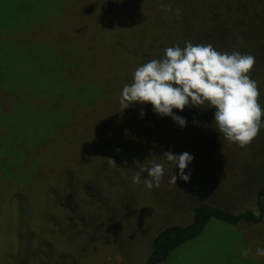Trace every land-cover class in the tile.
Here are the masks:
<instances>
[{"label": "trees", "instance_id": "16d2710c", "mask_svg": "<svg viewBox=\"0 0 264 264\" xmlns=\"http://www.w3.org/2000/svg\"><path fill=\"white\" fill-rule=\"evenodd\" d=\"M97 1H104L105 5L102 6L107 9H94L93 0H0V49L13 45L17 51L26 53L27 45L36 47V50L46 45L53 51L62 47L69 50L68 46L73 49L75 45L67 39L69 33L75 32L77 39L83 38L87 44H90L94 30L101 36L100 44L98 43L96 48L102 47L104 57L109 63L107 72L106 63L98 62L104 58L101 57L96 60L98 65L95 68L101 71V74L108 73L105 83L107 82L108 89H111L108 97L113 100L117 97L114 94H118L125 84L131 83L132 74L138 66L152 59L163 58L166 48L176 45L183 48L186 41L193 44H212L221 52L239 51L255 57L251 76L258 82L259 103L264 108V0H171L168 2L165 0L166 4H171L173 12L165 11V18L155 34L150 36L146 32L140 34V37L137 36V15L134 14L136 2L130 4L128 0H95V3ZM177 8L181 10L179 19L175 16ZM43 34H47L48 43L43 38ZM48 55V51H37L33 54L38 62L45 61ZM81 58L90 59L87 54H83ZM70 60L64 61L68 63ZM87 68L84 64V69ZM0 76L11 81L13 78L12 71L8 67H5V71L0 68ZM80 76L81 73L76 78L77 83L84 82ZM69 83L76 85L73 82ZM115 85L120 88L113 93ZM110 100L106 102L112 105ZM120 109L122 112L117 116L111 114L106 119V126L115 127L119 121L124 120L123 125H127L126 129L129 124L134 130V137L123 138L116 145L113 144L115 150L109 148L110 144H107L102 149L103 153L97 147L91 152L96 153L99 150L102 157L113 159L116 166L110 165L107 159L92 160L84 149L75 148L68 150L67 153L68 156H72L70 159L75 160L74 162H63L55 168L45 167L46 171L42 175L44 184L50 185L54 181L55 185L49 197L42 199L43 205L48 208L51 206L57 211L64 210L63 213L66 212L72 220L69 228L75 224L91 223L90 232L95 234L100 227L101 234L106 240H109L112 232L115 236L124 233L122 227L129 217L126 219L122 217L121 225L114 227V231L108 230L106 235L103 231L110 222L115 221L113 219L121 218L120 214H116L119 202L124 205L123 211L127 207L129 210H136L133 211L135 213L137 209H141L144 191L139 188L140 184L132 183V177L142 165L150 166L146 165L142 158L151 155L156 157L154 159L157 162L168 164L167 168L174 171L171 173L164 171L159 188L145 189L149 198L158 199L160 206L169 208L171 213L187 212L191 219L185 225L172 224L155 234L145 264H163L175 251L184 249L197 240L201 241L215 223L240 230L248 227V231L250 228L257 230L264 224V128L247 148L241 149L235 144L230 145L216 130L214 108L186 107L182 112L174 109V115L186 120L184 127L175 123L171 117H162L154 113L150 104L137 103L124 110L120 106ZM141 112L144 113L143 116ZM1 122L2 120H0V130L4 125L7 129L3 130L7 134L15 126L11 123L10 128V125L7 127L6 123L2 125ZM23 124L20 128H23L27 134L32 135L38 131V123ZM78 152L81 154L78 155ZM165 152L175 155L187 152L193 157L192 162L185 169V174H190L188 182L179 178L178 168H173L162 159ZM77 156L82 159L79 160ZM221 157H225V160L229 158L245 161L241 168H232L237 172V176L240 174L239 178L229 175L222 178L225 176L222 175V170H219L220 166L217 167V164L221 165ZM248 158L251 160L246 161ZM79 170L82 171V177L79 175ZM143 175L147 178V173ZM171 175L177 176L176 186L168 182ZM4 176L0 174V191L6 196L7 190L13 192L15 189L14 186L6 184L7 177ZM248 178L247 191H244L243 196L237 195L236 191H242V183L247 182ZM230 179H234V186L232 183L228 185ZM2 184H6V187ZM255 185L257 191L254 190ZM40 190L45 191L46 187L42 186ZM117 194L122 195V198H118ZM231 196L240 197V200L242 197L254 199L258 202L261 216L251 211L240 212L237 205L231 207L224 204V207H221L217 203L221 198ZM7 197L10 198V194ZM30 200H34L33 203L38 201L40 204L34 194L26 189L22 190L21 195L19 193L13 197L14 205L17 206V219L21 222L26 221L25 216L28 217ZM7 208L6 203L0 206L4 216ZM84 208L91 209L93 222H88L85 216L83 218L77 216ZM62 215L60 212L57 214V216ZM34 223L37 227V223ZM78 234L76 233V244L81 240L83 248H88L85 247L88 241L95 239L93 235L88 234L89 238L86 241ZM108 242L111 246L116 243V241ZM133 246L134 242L129 240L120 249L129 250ZM230 250V255L228 251L221 250L219 258L223 259L225 252L231 262L233 260L237 262L236 249L230 248ZM99 251L97 250L92 256L99 255ZM210 259L211 256L208 254L206 261ZM202 261L204 260L200 263ZM215 261L214 264H217ZM59 264L64 263L61 261Z\"/></svg>", "mask_w": 264, "mask_h": 264}, {"label": "rangeland", "instance_id": "374dc122", "mask_svg": "<svg viewBox=\"0 0 264 264\" xmlns=\"http://www.w3.org/2000/svg\"><path fill=\"white\" fill-rule=\"evenodd\" d=\"M128 1L130 4L136 2L134 9L138 25L136 32L140 37V34L146 32L150 36L155 34L165 18V11H162L160 6L171 0ZM102 5H105L104 1L95 3L93 0L94 9H107ZM74 33L68 34L67 39H70L72 45L75 43L73 49L67 47L69 50L62 47L53 51L46 45L39 47L38 50L27 45L26 53L17 51L13 45L0 49V68L5 71V67H8L13 74L12 81L0 76V120L2 125L6 123V126L10 125L11 128L13 123L12 125L16 127L15 129L12 127L9 134L3 130L7 129L4 125L0 130V174H4V178L7 177L6 184L14 186L15 189L13 192L10 190L5 192L6 196L10 194V198H6L0 191V206L4 203L8 206L5 216L0 210V264H59L61 261L64 264H145L155 234L172 224L185 225L191 219L187 212L171 213L169 208L160 206L158 199L151 200L145 190L147 188H143V183L139 185L144 191L141 209H137L135 213L133 211L136 210H129L127 207L123 211L124 205L119 202L116 214H120L121 218L113 219L115 221L110 222L103 233L106 235L108 230L114 231V227L121 225L122 217L129 218L122 227L124 233H119L116 237L112 232L109 240L102 236L100 227L95 234L90 232L91 223L75 224L69 228L72 220L66 212L63 213L64 210L57 211L51 206L48 208L43 205L42 199L49 197L55 185L54 181L50 185L44 184L42 175L46 171V166L55 168L63 162H74L75 160L70 159L72 156H68L67 153L68 150L75 148L84 149L92 160L105 161L106 156L102 157L99 150L107 144H110L109 148L115 150L114 146L119 140L134 137L135 133L129 124L126 129L127 125H123L124 120L119 121L115 127L106 126V119L111 114L117 116L122 112L119 104L122 90L114 94L119 99L116 97L110 100L108 93L110 94L111 89H108L107 82L105 83L108 73L101 74V71L95 68L98 65L96 60L105 56L101 46L96 48L98 43L100 44L101 36L93 30L91 43L87 44L83 38L77 39ZM46 37L47 34H43L48 43ZM37 51L49 52L45 61L35 60L33 54ZM83 54H87L90 59L86 58V61L82 59ZM64 60L70 61L67 63ZM98 62L101 64L105 62L108 72L109 63L106 57ZM84 64L87 65V70L84 69ZM80 73V78H83L84 82L77 83L76 78ZM119 88L120 86L115 85L113 93ZM106 100H110L112 105ZM29 122L39 124L35 134H27L20 128L23 123ZM96 147L99 150L91 153ZM154 158H156L154 155L144 156L142 160L151 166ZM81 159L79 157V160ZM221 159L224 161L221 160V165L217 164V167L220 166L219 170H222V175L225 176L222 178L228 175L239 178L240 174L237 176V172L232 168H241L245 161L229 158L225 160V157ZM249 160L251 158L246 161ZM167 165H165L167 173L174 171L167 168ZM79 175L82 177L81 170ZM230 181L228 185L232 183L234 186V179ZM6 184L2 185L6 187ZM242 185L243 192L236 191L237 195L243 196L247 191L249 178ZM42 186L46 187L45 191L40 190ZM23 189L32 192L40 204L38 201L33 203L34 200H30L32 206L29 207V218L24 215L26 221L21 222L17 219V206L14 205L13 197L19 193L21 195ZM254 190L257 191L256 185ZM118 198L121 199L122 195H118ZM241 199L236 196L223 197L217 203L221 207H224V204L231 207L237 205L240 212L251 211L261 216L258 202L248 197ZM212 202L215 203L214 200ZM57 212L63 215L57 216ZM77 216L79 218L85 216L88 222H93L90 208H84ZM34 222L37 223V227ZM238 229L215 223L201 241L197 240L184 249L175 251L163 264H214L215 259L217 264H264V257L255 255L257 248H264V224L257 230L250 228L248 231V227ZM76 233L86 241L89 238L88 234L93 235L95 239L88 241L85 246L88 248H83L81 240L76 244ZM129 240L134 242V246L129 250H121L120 247ZM108 241L116 243L111 246ZM230 248L236 249L237 262L235 260L231 262L224 251L223 259L219 258L221 250L228 251L230 255ZM97 250L99 255L92 256ZM208 254L212 259L210 261H206ZM201 260L204 261L200 263Z\"/></svg>", "mask_w": 264, "mask_h": 264}, {"label": "clouds", "instance_id": "9594fccd", "mask_svg": "<svg viewBox=\"0 0 264 264\" xmlns=\"http://www.w3.org/2000/svg\"><path fill=\"white\" fill-rule=\"evenodd\" d=\"M160 8L173 12L171 4H161ZM180 11L175 9L177 19ZM254 66L255 57L251 54L221 52L212 44L186 41L183 48L179 45L168 47L163 58L138 66L131 83L123 86L119 104L123 110L137 103L150 104L154 113L171 117L181 127L186 126V120L174 115V109L182 112L186 107L214 108L216 130L230 145L244 149L264 128L260 90L257 80L251 76ZM162 159L179 169L181 180L189 181L190 174H185L193 160L189 153L175 155L165 152ZM107 160L116 166L113 159ZM164 171V163L153 160L150 167L142 165L135 171L132 183H143L148 190L159 188ZM144 173H147V178ZM176 181L177 176L171 175L168 182L176 186ZM255 255L264 257V248H257Z\"/></svg>", "mask_w": 264, "mask_h": 264}]
</instances>
